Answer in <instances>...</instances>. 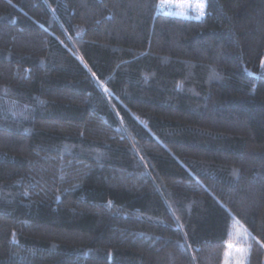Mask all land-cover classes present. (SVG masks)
<instances>
[{
	"label": "trees",
	"instance_id": "obj_1",
	"mask_svg": "<svg viewBox=\"0 0 264 264\" xmlns=\"http://www.w3.org/2000/svg\"><path fill=\"white\" fill-rule=\"evenodd\" d=\"M159 2L0 0V264H264V0Z\"/></svg>",
	"mask_w": 264,
	"mask_h": 264
},
{
	"label": "built area",
	"instance_id": "obj_2",
	"mask_svg": "<svg viewBox=\"0 0 264 264\" xmlns=\"http://www.w3.org/2000/svg\"><path fill=\"white\" fill-rule=\"evenodd\" d=\"M206 8L204 9V14L201 15L200 12L192 5V0H160L158 8L161 12L178 17H190L196 16L198 18L206 15L207 11V0H205ZM192 5V6H190Z\"/></svg>",
	"mask_w": 264,
	"mask_h": 264
},
{
	"label": "snow or ice",
	"instance_id": "obj_3",
	"mask_svg": "<svg viewBox=\"0 0 264 264\" xmlns=\"http://www.w3.org/2000/svg\"><path fill=\"white\" fill-rule=\"evenodd\" d=\"M192 5L196 7V9L200 12L201 15L204 14V9L206 8L205 0H192ZM234 247H235L234 245H231V244L228 245L229 249H232ZM236 251L240 253L241 255H243L245 250L243 248H236ZM226 255H231V252L226 253ZM238 264H243V262L242 261L238 262Z\"/></svg>",
	"mask_w": 264,
	"mask_h": 264
}]
</instances>
